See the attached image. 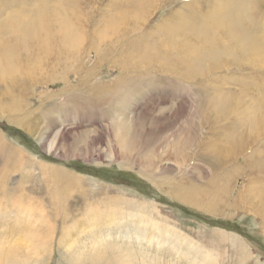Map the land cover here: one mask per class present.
I'll use <instances>...</instances> for the list:
<instances>
[{
    "label": "rangeland",
    "instance_id": "1",
    "mask_svg": "<svg viewBox=\"0 0 264 264\" xmlns=\"http://www.w3.org/2000/svg\"><path fill=\"white\" fill-rule=\"evenodd\" d=\"M263 22L264 0H0V264H264V65L208 47Z\"/></svg>",
    "mask_w": 264,
    "mask_h": 264
},
{
    "label": "bare ground",
    "instance_id": "2",
    "mask_svg": "<svg viewBox=\"0 0 264 264\" xmlns=\"http://www.w3.org/2000/svg\"><path fill=\"white\" fill-rule=\"evenodd\" d=\"M184 7H185V5H184ZM180 8V7H179ZM241 10V9H240ZM140 11H141V9H140ZM139 11V12H140ZM137 12V11H136ZM138 12V13H139ZM193 12V11H192ZM191 12V13H192ZM236 12V11H235ZM241 12V11H240ZM137 13V14H138ZM226 13V12H225ZM242 13H243V11H242ZM57 14V13H56ZM55 14V15H56ZM196 14V13H195ZM134 15H135V17H134ZM133 16H131V17H134L133 19H134V21L136 20V18L138 17L136 14H134ZM139 15V14H138ZM191 15V14H190ZM189 15V16H190ZM194 15V14H193ZM41 16V15H40ZM137 16V17H136ZM228 16H229V19H231V21L232 22H230V24H229V26H231V27H237V26H239V25H241L240 23H242L243 21H244V19H245V16H244V13L243 14H232V13H229L228 14ZM42 17L43 16H41L40 17V20L42 19ZM168 17H170V16H168ZM171 17H173V16H171ZM177 17V16H176ZM166 18V17H165ZM164 18V19H165ZM196 18V16H194V19ZM214 18V17H213ZM218 18V17H217ZM163 19V20H164ZM173 19V18H172ZM177 18H175V20H176ZM192 19V18H191ZM166 20V19H165ZM169 20V19H168ZM171 20V19H170ZM189 20V19H188ZM193 20V19H192ZM201 20V19H200ZM115 21V20H114ZM130 21V20H129ZM172 21V20H171ZM174 21V20H173ZM172 21V22H173ZM179 21V20H178ZM229 21V20H228ZM44 22V21H43ZM45 22H46V20H45ZM133 22V21H132ZM167 22H169V21H167ZM171 22V23H172ZM185 22V21H184ZM195 22V21H194ZM201 22H202V20H201ZM161 23V22H160ZM170 23V24H171ZM205 23V22H204ZM112 24V23H111ZM114 24V23H113ZM164 24V23H163ZM172 24H174V23H172ZM177 24H179V23H177ZM203 24V23H202ZM205 24H207V23H205ZM217 24V23H216ZM215 24V25H216ZM136 25V24H135ZM162 25V24H161ZM181 25V24H180ZM192 25V24H191ZM199 25H201V24H199ZM109 26V25H108ZM164 26V25H163ZM174 26V25H173ZM185 26V25H184ZM183 26V27H184ZM205 26H207V28H209L208 27V24L207 25H204V27ZM167 27V26H166ZM174 27H176V26H174ZM180 27V26H179ZM217 27H219V25L217 26ZM39 28V26H34L32 29H30V30H27L26 31V33H27V35L26 36H29V35H32V34H34L33 32H35L37 29ZM41 28H43V27H41L40 26V29ZM65 28V31H64V33L66 34V33H68L69 35H72V31H74V30H72V28L71 27H64ZM161 28V27H160ZM197 28H198V30L200 31V29H199V27L197 26ZM213 28H214V26H213ZM221 28V27H220ZM219 28V29H220ZM239 28V27H238ZM237 28V29H238ZM242 28V30L244 29L243 27H241ZM136 29V28H135ZM140 29V28H139ZM167 29V28H166ZM169 29V28H168ZM206 29V28H205ZM132 30V29H131ZM157 30V29H156ZM161 30V29H160ZM164 30V29H163ZM186 31L188 30V28H186L185 29ZM193 30V29H192ZM213 30V29H212ZM234 30V29H233ZM155 31V30H154ZM189 31V30H188ZM191 31V30H190ZM196 31V30H195ZM215 31H216V29H215ZM218 31H220V30H218ZM103 32V31H102ZM109 32L110 33H112V34H114V32H115V29H114V26L113 25H110L108 28H106V30L104 31V33H103V35L102 34H100V35H98V36H96V38L97 39H99V38H102L106 33H108L109 34ZM162 32V31H161ZM201 32V31H200ZM227 32V31H226ZM238 32H240V31H238ZM253 32V31H252ZM172 33H174V31L172 32ZM179 32H177V34H178ZM212 33H214V31H212ZM236 33H237V31H234V33H228V34H230L231 35V38H232V36H236ZM242 35L240 36V38H241V44H240V46H241V48H240V50L238 51V52H234V49H232V48H230L228 45H226V48H223V45H225L226 44V42L225 41H222V39L221 38H218V35H216V36H214L213 35V38H211L210 39V41H209V45H208V47H209V49H213V50H215L216 52H217V55H219V56H221V55H224V56H227V55H229V56H234V60L235 59H238V60H245V61H247L248 63H250V64H254L255 66L256 65H264V22L261 24V31L260 32H258V33H252L251 35H250V33L248 32V31H245V29L242 31ZM247 33H249L248 35H247ZM155 34H156V32H155ZM176 34V33H175ZM199 34V33H198ZM205 34V33H204ZM232 34H234V35H232ZM67 35V34H66ZM68 35V37H70ZM154 35V34H153ZM152 35V36H153ZM161 36H162V34H160ZM170 35H171V33H170ZM240 35V34H239ZM239 35H237L238 37H239ZM141 36V35H140ZM139 36V37H140ZM144 36V35H143ZM148 36H150V35H148ZM156 36V35H155ZM173 36V35H172ZM202 36V35H201ZM210 36H211V34H210ZM72 38V46H74V45H76V44H78V42L81 40V36L80 35H77V34H73V36H71ZM144 37H146V36H144ZM154 37V36H153ZM157 37V36H156ZM164 37V36H163ZM162 37V38H163ZM167 37H168V35H167ZM167 37H164V39H166ZM170 37V36H169ZM177 37H178V35H177ZM181 37H183V36H181ZM185 37V36H184ZM183 37V38H184ZM194 37V36H193ZM198 37H200L199 35H198ZM197 37V38H198ZM206 37V36H205ZM149 38H151V37H149ZM159 37H157V39L156 40H160V38L158 39ZM171 38V37H170ZM170 38H169V40H170ZM173 38H174V36H173ZM186 38V37H185ZM192 38V37H191ZM197 38H195V39H193L194 41L197 39ZM142 39V38H141ZM180 39V38H179ZM201 41H200V43L201 44H203V40L201 39V38H199ZM146 40V39H145ZM153 41L155 40L154 38L152 39ZM192 40V39H191ZM147 41V40H146ZM163 41V40H162ZM166 41V40H165ZM189 40H187L186 42H188ZM137 42H138V40H137ZM161 42V41H160ZM167 42V41H166ZM174 42H175V40H174ZM178 42H179V40H178ZM192 42V41H191ZM190 42V43H191ZM131 43V42H130ZM141 43V42H140ZM139 43V44H140ZM143 43V42H142ZM153 43V42H152ZM156 43V42H155ZM158 43H159V41H158ZM157 43V44H158ZM163 43H164V41H163ZM193 43V42H192ZM224 43V44H223ZM161 44V43H160ZM168 44V43H167ZM172 44H173V42H172ZM194 44V43H193ZM129 45V44H128ZM132 45V44H131ZM130 45V46H131ZM135 45V48L137 47L136 45L137 44H134ZM165 45H166V43H165ZM195 45V44H194ZM127 46V45H126ZM141 47H142V45H140ZM158 46H160V45H158ZM166 46H168V45H166ZM165 46V47H166ZM169 46H170V43H169ZM168 46V47H169ZM175 46V45H174ZM179 46V45H178ZM198 46V45H197ZM204 46V45H203ZM124 47V46H123ZM128 47V46H127ZM188 47H189V45H188ZM72 48H74V47H72ZM125 48V47H124ZM129 48V47H128ZM134 48V49H135ZM138 48V47H137ZM159 48V47H158ZM133 49V50H134ZM164 50V49H163ZM163 50H160V51H163ZM126 51H128L127 49H126ZM130 51H131V48H130ZM165 51V50H164ZM168 51V50H167ZM170 51H171V49H170ZM169 51V52H170ZM173 51V50H172ZM209 51H212V50H209ZM10 52V51H9ZM131 52H133V51H131ZM137 52H138V50H137ZM159 52V51H158ZM215 52V53H216ZM129 53V52H128ZM139 53V52H138ZM214 52H211V55H213V54H215ZM134 54V53H133ZM133 54H129V56L130 55H133ZM217 55L215 56V58H217ZM8 56V55H7ZM6 56V57H7ZM128 56V57H129ZM143 57H147V58H150L151 60H152V57L154 56L153 55V53H152V51L151 50H147V51H145L144 53H143V55H142ZM8 57H11V56H8ZM4 58V57H3ZM179 57H177V59H178ZM14 59V58H13ZM5 60V59H4ZM174 60L172 59V61L171 62H173ZM179 61V60H178ZM213 61V60H212ZM6 62V61H5ZM8 62V61H7ZM170 62V64H172ZM174 62H176V64H177V61H174ZM174 62H173V64H174ZM214 62H215V65L216 66H218V67H220L221 65H223L222 63H223V61L222 62H220V59L219 60H214ZM243 62V61H242ZM11 63V62H10ZM210 63V62H209ZM208 63V64H209ZM166 65V64H165ZM168 65V64H167ZM214 65V64H213ZM212 65V66H213ZM6 66H7V64H6ZM6 66H4V67H6ZM169 66V65H168ZM168 66H166V67H168ZM172 66V65H171ZM224 66V65H223ZM13 67V66H12ZM206 67H207V64H206ZM259 67V66H258ZM8 68V67H7ZM6 68V69H7ZM145 68V67H144ZM171 68V67H170ZM177 68H179V67H177ZM12 69V68H11ZM10 69V70H11ZM142 69V68H141ZM260 69H262V67L260 68ZM4 70V69H3ZM8 70H9V68H8ZM137 70V69H136ZM1 71V70H0ZM145 71V70H144ZM169 71V70H168ZM10 72V71H9ZM12 72H13V70H12ZM171 72V71H170ZM169 72V73H170ZM148 73V72H147ZM10 74H11V72H10ZM192 75H194V74H192ZM196 75V74H195ZM194 75V76H195ZM165 76V75H164ZM197 76V75H196ZM172 77V76H171ZM186 78V77H185ZM166 79V78H165ZM174 79H176V78H174ZM184 79V78H183ZM189 79V78H188ZM185 80V79H184ZM189 81V80H188ZM168 82V81H167ZM166 83V82H165ZM169 83V82H168ZM167 83V84H168ZM173 83V82H172ZM170 85V84H169ZM122 256V255H121ZM106 262V261H105ZM104 262V263H105ZM109 262V261H108Z\"/></svg>",
    "mask_w": 264,
    "mask_h": 264
},
{
    "label": "trees",
    "instance_id": "3",
    "mask_svg": "<svg viewBox=\"0 0 264 264\" xmlns=\"http://www.w3.org/2000/svg\"><path fill=\"white\" fill-rule=\"evenodd\" d=\"M10 128H8V130H9ZM21 137H22V135H21Z\"/></svg>",
    "mask_w": 264,
    "mask_h": 264
}]
</instances>
